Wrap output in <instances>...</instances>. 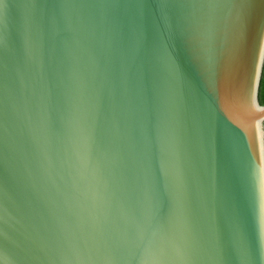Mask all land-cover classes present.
I'll list each match as a JSON object with an SVG mask.
<instances>
[{
    "label": "water",
    "instance_id": "water-1",
    "mask_svg": "<svg viewBox=\"0 0 264 264\" xmlns=\"http://www.w3.org/2000/svg\"><path fill=\"white\" fill-rule=\"evenodd\" d=\"M264 0H0V264H264Z\"/></svg>",
    "mask_w": 264,
    "mask_h": 264
},
{
    "label": "trees",
    "instance_id": "trees-1",
    "mask_svg": "<svg viewBox=\"0 0 264 264\" xmlns=\"http://www.w3.org/2000/svg\"><path fill=\"white\" fill-rule=\"evenodd\" d=\"M258 101L261 105H264V65L260 80L259 92H258Z\"/></svg>",
    "mask_w": 264,
    "mask_h": 264
}]
</instances>
